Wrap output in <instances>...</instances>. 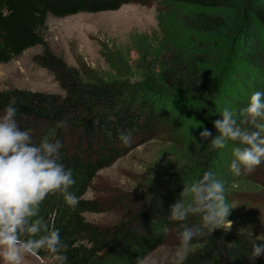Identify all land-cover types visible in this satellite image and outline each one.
Returning <instances> with one entry per match:
<instances>
[{
    "label": "trees",
    "instance_id": "trees-1",
    "mask_svg": "<svg viewBox=\"0 0 264 264\" xmlns=\"http://www.w3.org/2000/svg\"><path fill=\"white\" fill-rule=\"evenodd\" d=\"M152 1L161 7H196L206 14L177 17L175 13L156 11L160 39L153 42L147 35L134 38L135 64L143 70V81L130 83L121 77L120 72L128 64L120 52H115L119 67H110L112 75L102 78L67 67L49 52L43 40L47 16L62 19L114 12L124 5L145 6ZM178 27L206 41L229 43L234 55L232 64L221 71L215 86L209 87V73L192 70L194 65H212L214 51L207 57L195 55L188 41L167 33ZM33 47L41 48L34 62L51 74L63 96L20 89L0 91V115L15 100L17 121L22 129L31 130L35 143L48 137L62 144L59 162L73 172L75 184L69 191L79 203L73 208L63 194H49L41 204L40 216L53 223L68 244L67 264H136L138 257L145 260L163 244L168 231L172 230L179 240L182 224L200 227L197 215H189L183 222L168 217L170 206L184 186L201 179L211 167L209 163L217 161L220 149L211 147L210 139L177 151L172 149L173 155L181 158L180 166L170 167L155 178L140 194L136 210L111 226L86 222L83 213H97L101 208L82 197L98 171L131 149V144H122L121 133L130 131L132 140L151 133L165 114L164 100L173 94L205 96L204 128L212 137L218 135L214 121L222 119L223 103L236 110L240 122V110L247 106L242 99L261 84L264 0H0V64L9 63ZM158 80V85L152 86ZM59 121H64L66 127H56ZM241 126L251 127L246 123ZM227 145L225 148L232 147L230 142ZM216 178L224 183L226 196L258 188L232 171L220 172ZM231 242L235 244L229 247ZM253 243L264 244L247 234L217 229L210 235L205 231L193 240V251L179 264H264V254L251 259ZM39 258L57 264L46 249L40 251Z\"/></svg>",
    "mask_w": 264,
    "mask_h": 264
},
{
    "label": "rangeland",
    "instance_id": "rangeland-1",
    "mask_svg": "<svg viewBox=\"0 0 264 264\" xmlns=\"http://www.w3.org/2000/svg\"><path fill=\"white\" fill-rule=\"evenodd\" d=\"M158 10L175 13L177 17L206 14L202 9L183 4H169L164 7L157 5L156 1L145 6L129 4L114 12L77 14L62 19L47 16L42 37L54 57L67 67L77 69L80 74L93 73L102 78L110 77V67H119L115 52H120L128 64V68L122 70L120 75L130 83H135L143 81L144 74L142 68L135 64L137 53L134 50V38L147 35L153 42L160 39L162 31L156 21ZM167 33L181 41H188L195 55L207 57L214 51L216 58L213 59L212 65L192 66V70L196 72L210 74L212 80L209 87L215 86L221 71L232 64L234 55L227 42L206 41L184 27L168 29ZM40 53V47H33L9 63L0 64V91L20 89L63 96L51 74L34 62V57ZM262 55L264 62V49ZM261 76L257 91H264V65ZM159 82L158 80L155 84L153 81L152 86H157ZM160 86L168 87L163 84ZM250 96H245L242 102L247 105ZM167 99L164 100L165 114L153 131L133 139L131 149L109 167L98 171L90 182L82 199L95 203L101 209L97 213H83L82 217L86 222L98 227H108L131 215L136 210L140 194L150 183L170 167L180 166L181 158L174 156L172 149L177 151L201 143V127H205V96L198 98L173 94ZM226 104L223 103V110L228 108L236 112ZM230 143L232 147L220 149L216 156L217 161L209 163L211 167H208L207 171L211 170L216 177L220 172L231 171L234 142ZM237 177L252 182L258 188L226 196L231 207L227 220L232 226L229 229L227 223H224L220 230L247 234L264 242V163L251 173H242ZM189 185L191 184L187 183V186ZM193 249L182 248L170 230L165 234L163 244L150 253L144 262L179 264ZM0 264H4L2 258ZM23 264H53V261L25 257Z\"/></svg>",
    "mask_w": 264,
    "mask_h": 264
},
{
    "label": "clouds",
    "instance_id": "clouds-1",
    "mask_svg": "<svg viewBox=\"0 0 264 264\" xmlns=\"http://www.w3.org/2000/svg\"><path fill=\"white\" fill-rule=\"evenodd\" d=\"M18 109L15 100L10 102L0 115V258L4 264H23L25 257L39 258L46 249L57 264H67L68 244L61 238L54 224L40 216L42 202L49 194H63L65 202L76 207L78 197L69 191L75 184L73 172L59 162L61 142L44 137L35 143L30 129H22L17 121ZM222 119L214 121L218 135L202 128L201 141L210 139L211 147L223 149L234 142V159L230 170L239 176L251 173L264 163V91L251 94L247 106L240 110L242 118L225 108ZM250 124V128L241 124ZM56 127H66L64 121ZM123 145L131 144L132 133L120 135ZM230 205L225 194V185L211 170L189 186H184L179 198L170 206L169 219L183 222L189 215L200 217V227L181 225L180 246L187 249L205 231H214L227 223ZM235 242L229 243V247ZM264 254V244L253 243L251 259ZM136 264H145L139 257Z\"/></svg>",
    "mask_w": 264,
    "mask_h": 264
}]
</instances>
